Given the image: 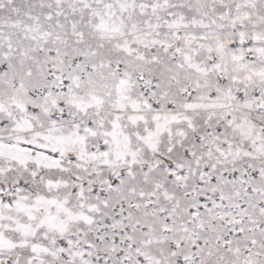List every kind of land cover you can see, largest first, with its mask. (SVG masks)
<instances>
[{"label":"snow or ice","instance_id":"obj_1","mask_svg":"<svg viewBox=\"0 0 264 264\" xmlns=\"http://www.w3.org/2000/svg\"><path fill=\"white\" fill-rule=\"evenodd\" d=\"M0 264H264V0H0Z\"/></svg>","mask_w":264,"mask_h":264}]
</instances>
